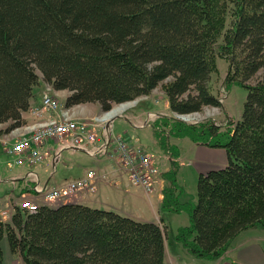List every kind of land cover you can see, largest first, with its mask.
<instances>
[{"label":"trees","instance_id":"obj_1","mask_svg":"<svg viewBox=\"0 0 264 264\" xmlns=\"http://www.w3.org/2000/svg\"><path fill=\"white\" fill-rule=\"evenodd\" d=\"M218 57L229 62L225 82L248 90L242 117L226 130L189 123L185 133L224 147L228 163L200 173L193 205L180 203L172 159L161 205L187 211L174 238L216 260L242 231L264 229V0H0V123L22 126L42 82L69 91L65 107L98 102L105 112L172 77L173 112L220 106L210 90ZM209 130L227 140L213 143ZM5 237L25 264H165L170 239L159 223L75 200L0 218V264Z\"/></svg>","mask_w":264,"mask_h":264},{"label":"rangeland","instance_id":"obj_2","mask_svg":"<svg viewBox=\"0 0 264 264\" xmlns=\"http://www.w3.org/2000/svg\"><path fill=\"white\" fill-rule=\"evenodd\" d=\"M217 65L218 71L212 73V77L210 80V90L214 96L220 99L221 105H209L204 107L201 111L182 114L187 118V120L179 117L178 115L180 113L173 112L170 109L168 97L166 95L164 87L168 82L172 81V77L161 82L149 95H142L134 100L124 102L125 104H128V106L124 104H115L112 108L114 111H112L111 114L117 113V115L114 116L113 120H111L112 132L115 135L119 134L126 138L129 136L132 142L137 145L144 146L148 149H146L148 152H152L153 157L155 158L161 171V175L157 178V185H159V183L163 180L161 182V186L165 188L169 187L170 181L169 179H167L165 173L173 168V165L172 161L168 162V156L172 155L174 158H176V150L182 153V158L178 161L179 166L176 172V179L178 182L179 190L183 192L179 199L181 204L190 203L195 205L197 203L198 179L200 173L202 171H205L201 170V172H199L198 170L201 169L199 168V165H204L197 161L198 159H200V157L204 156L201 155L202 152L200 148L194 149L199 145H196L195 141H193V139L191 138V134L185 133L187 131L186 128H188L187 125L189 123L198 124L200 122H205L208 124L211 122H215L216 124L221 125L224 130H226L229 125L231 126V128H233L237 121L242 117L244 104L247 99L248 90L246 87L238 82H225L229 69V62L227 61V59L218 57ZM255 81V79H252L250 82L255 83ZM46 91V84L43 82L40 83L35 87V97L38 96L42 99ZM53 92H56V90L54 89ZM58 93L60 96L55 97H57L62 103H64L65 99L63 98V96H61L59 90ZM142 112L145 114L143 115V117H141L140 119L134 118V120L139 121L137 125H135L134 121L125 118V115H138ZM106 113H108V111L102 112L101 115H105ZM147 120H150L148 125L140 126ZM9 124L10 123L0 124V138L3 139V146L5 145V142L10 139V136H8L7 138H5V136L15 129L13 128L8 130ZM200 132L201 131L198 130V133ZM184 133L187 136H185ZM198 133L193 132V134H197L198 137H203V134L200 135ZM204 137L206 139H209L213 143H217L220 141L225 142L227 140V134H221L219 132L215 133L211 130H209L207 132V135H205ZM162 138L163 142L161 140ZM2 145L0 144V171L3 181L0 182V199L1 197L5 196V201H2V204L0 203V218L7 221L11 220L12 215L15 212V207H21L19 201L23 200L25 203L28 202V198H18V200H16L15 202V197L10 194H15V196H18V193H20V191L30 189L34 186L35 183L24 178L19 180L16 184L12 183L10 177L17 173H26L29 170V166L15 164L14 157L8 155ZM219 148L225 149L224 147ZM225 156L227 161L228 154L226 149ZM209 158L213 159V157L211 156ZM182 159L184 160V163L181 165ZM191 161H194V163H192ZM39 164L35 165V167L33 168H35V170L40 174L42 183L45 182L50 176L51 170L54 171V177L52 175V178H54L53 181L55 179H57L58 181H66L72 178L81 177L90 168L97 171L98 175L102 177L97 181L96 190L77 191L76 195L78 196L75 198L77 200L79 199L88 201V203H90V205L93 207H101V204L97 201L102 199L100 198L102 195L103 199H105L106 201L108 200L110 203L125 206V210L128 212L133 211L135 208H140L142 210H145V207L146 209L148 208L147 205H145L144 207L141 202L133 201L135 200L133 198H128L121 195L122 193L119 194L115 192L114 185L106 184L107 182L113 180V178L108 172L101 170L103 169L102 166L111 164L120 169H123L120 164H118L114 159H111L109 156L98 155L97 157H95L90 155L83 149L66 148L62 151L60 159L55 166H52L49 160H46L43 164H41V166ZM166 167L168 168L167 171ZM126 179V184H130L132 186L133 183L130 181V179H128V177ZM62 202H65V200H55V202L53 201L51 204L54 203L55 205H57L58 203ZM4 211H6L7 214H3ZM167 212L170 211H166L164 213L166 214ZM166 218L168 219L171 217L167 216ZM172 219L174 227H176L178 224L182 225V223H186L187 221L190 223L189 213L185 210L184 213L178 215L176 214ZM260 230V232H264V229ZM175 232L177 233L178 230L176 229ZM242 233H240V235ZM240 235L237 237L239 238ZM2 248L4 251V264H25L20 254L13 253L11 251L8 239L6 237L2 241ZM180 248L183 250L184 255H187L189 256V258H191L192 255H189V251L185 247H183V244L180 246ZM172 251L174 252V248H172ZM196 258L198 260L197 262H200L201 264H210V262L213 261L209 258L204 257ZM258 264H264V262H260Z\"/></svg>","mask_w":264,"mask_h":264},{"label":"built area","instance_id":"obj_3","mask_svg":"<svg viewBox=\"0 0 264 264\" xmlns=\"http://www.w3.org/2000/svg\"><path fill=\"white\" fill-rule=\"evenodd\" d=\"M46 88L41 108L55 112L56 115L15 128V140L5 142V152L14 157L15 164L29 166L26 173H17L13 178H24L35 183L33 187L25 190L27 194L33 195L21 192L22 199L28 198V202L21 200L19 203L22 208L35 212L41 205L51 204L55 200L72 201L78 196L77 191L96 190L97 181L102 176L94 169L87 170L83 176L66 180L60 185L51 186L48 181L42 183L40 174L33 167L39 163L43 164L46 160L55 166L66 148L83 149L95 157L109 156L123 167L133 185L142 187L147 193L155 189L161 171L152 153L122 135H115L112 132L113 119H105L107 113L88 119L73 117L70 108L65 107L57 98L53 87L46 84ZM36 112L40 113L41 110L37 109ZM149 121L140 126L148 125ZM53 142L57 143L56 149L50 146ZM50 175H54L53 170ZM3 214L7 212L4 211Z\"/></svg>","mask_w":264,"mask_h":264},{"label":"crops","instance_id":"obj_4","mask_svg":"<svg viewBox=\"0 0 264 264\" xmlns=\"http://www.w3.org/2000/svg\"><path fill=\"white\" fill-rule=\"evenodd\" d=\"M59 92H60L61 96H63L64 99H66L67 95L69 94L68 90H63V91L59 90ZM54 93L56 95L60 96L58 93V90H56V92H54ZM35 96L31 100L30 108L23 113V117L26 120V122L23 125H31V124L37 123L41 120H45L47 118H50V117L56 115L55 112H52L49 110H43L41 108L42 99L39 98L38 96L37 97H35ZM68 108H70L73 117H77V118L88 119V118H92V117L101 115V113L103 112L101 109V105L98 102L78 104V105L68 107ZM37 109H40L41 112L40 113L36 112ZM143 115H145L143 112L139 113L138 115L128 114V115H125V118H127L128 120L134 121L135 125H137V123L139 121L134 120V118L140 119L141 117H143ZM0 124H4V123H0ZM17 128L18 127H16V129ZM16 129H14L12 132H9L5 136V138L10 136L9 140H15L14 134L17 132ZM175 139H179V138H175ZM2 140L3 139L0 138V144L1 145L3 144ZM127 140L131 141L129 136L127 137ZM132 143H134V142H132ZM195 143H196V145H199V146H196L197 148H194V149L200 148L201 152H202L201 155L204 156V157H200V159H198V161H197V162L204 165V166L199 165V168H201V169H198L199 172H201V170H205L202 172H206L210 169L220 168V167L227 165L228 159L226 161L225 149H222L219 147L218 148L212 147V146H209L206 144H201L198 142H195ZM50 146L54 149L57 148L55 142L51 143ZM3 147L5 150V145ZM144 148L147 149L146 147H144ZM181 155H182V153L179 151V155L176 158H174L172 155L168 156V159H169L168 162H170L172 159L173 160L176 159L178 161L181 160V158H182ZM210 156L213 157V159H210L209 158ZM191 162L194 163V161H191ZM183 163H184V160L182 159L181 165ZM102 168L103 169H101V170L108 172L111 175V177L113 178V180L107 182L106 184L107 185H114L115 186V188H114L115 192H117L119 194L122 193L121 195L126 196L128 198H133V199H135L133 201L141 202L144 205V207H145V205H147L148 208L146 209V207H145V210H142L140 208H135L133 211L128 212L125 210V206L115 205L113 203H110L108 200L106 201L105 199H103L102 195L100 197L102 199L97 201L101 204L100 208L113 209V210H115L121 214L133 217L137 220L154 221L156 223H159L162 227H165L166 232H167L168 236L170 237V239H168L166 241L165 264H201L200 262H197L198 260H197L196 256L190 254V252H188V253H189V255H192L191 258H189V256H187V255H184L183 250L180 248V246L182 245L181 242H179L178 240H176L174 238V236L176 234L175 230L176 229L178 230L179 228L188 225L189 222L187 221L186 223H182V225L178 224L176 227H174L173 223H172L173 222V219H172L173 216H175L176 214L177 215L182 214V213H184V211L167 212L166 214L164 213V211H162L161 205L163 202V188L164 187L161 186V182L163 180L159 183V185L156 184L157 186L155 187V189L152 192L147 193L142 187H139V186L136 187L134 185L131 186L130 184H126V181H127L126 178L128 177V175L126 174L125 170L120 169V168L113 166L111 164L102 166ZM90 169H88V170H90ZM167 169L168 168L166 167V171H167ZM14 175H12L10 177V179H11L13 184H16L19 180H15L13 178ZM1 177L2 176H1V171H0V182L3 181ZM53 177H54V175H53ZM53 179L54 178H52V176L50 175L46 181H48L49 185H51V186L60 185L64 182V181H58L57 179H55L53 181ZM52 181H53V184H52ZM21 192L26 193L27 191H24V190L20 191V193H18L19 194L18 196H15V194H10V195H13L15 197V199H14L15 202H16V200H18V198H22ZM140 192H142V193H140ZM26 195H33V194H27L26 193ZM4 197H1L0 203L2 201L3 202L5 201ZM142 197H143V199H142ZM145 197H146V199H145ZM75 201L90 205V203H88V201H85V200L75 199ZM20 202L21 201H19V203ZM7 203H8V201H7ZM53 204H48V205L57 206L60 203H58L57 205H55V204L53 205ZM95 207H97V206H95ZM162 216H164V218H165L164 222L162 221ZM167 216L171 217V218L167 219L166 218ZM260 229H262V228H250V229L244 230V232L242 231L243 233L241 232L242 234L241 235L239 234L240 237L239 238L237 237L238 239L236 238L237 240H235L233 242L232 246L225 252V254L222 257H220L219 259L213 260L212 262H210V264H258L260 262H264V244H263L264 232H260L261 231ZM172 248H174V252L172 251Z\"/></svg>","mask_w":264,"mask_h":264},{"label":"water","instance_id":"obj_5","mask_svg":"<svg viewBox=\"0 0 264 264\" xmlns=\"http://www.w3.org/2000/svg\"><path fill=\"white\" fill-rule=\"evenodd\" d=\"M121 104H125V103H121ZM112 111H113V109H111L110 111H108V114H110ZM114 116H115L114 114L111 115V116H110V119H111V118L113 119ZM178 116H179V117H182V119H184V120H187V118H186L184 115H182V114H179Z\"/></svg>","mask_w":264,"mask_h":264},{"label":"bare ground","instance_id":"obj_6","mask_svg":"<svg viewBox=\"0 0 264 264\" xmlns=\"http://www.w3.org/2000/svg\"><path fill=\"white\" fill-rule=\"evenodd\" d=\"M124 105H127V106H128V104H124ZM121 106H122V105H121ZM127 106H126V107H127ZM118 107H119V106H118ZM118 107H117V108H118ZM116 110H117V109H116ZM122 110H123V109H122ZM113 111H114V110H113ZM120 111H121V110H120ZM120 111H119V112H120ZM111 115H113V114H111V113H110V114H107L106 117H105V119L110 118Z\"/></svg>","mask_w":264,"mask_h":264}]
</instances>
